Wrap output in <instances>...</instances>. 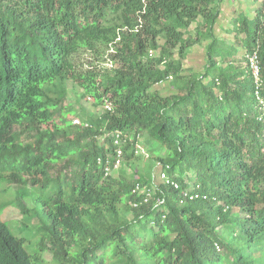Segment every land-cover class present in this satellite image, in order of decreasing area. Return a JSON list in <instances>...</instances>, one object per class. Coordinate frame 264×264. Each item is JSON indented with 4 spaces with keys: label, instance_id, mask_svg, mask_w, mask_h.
<instances>
[{
    "label": "trees",
    "instance_id": "trees-1",
    "mask_svg": "<svg viewBox=\"0 0 264 264\" xmlns=\"http://www.w3.org/2000/svg\"><path fill=\"white\" fill-rule=\"evenodd\" d=\"M235 2L0 0V264H264V0Z\"/></svg>",
    "mask_w": 264,
    "mask_h": 264
},
{
    "label": "rangeland",
    "instance_id": "rangeland-1",
    "mask_svg": "<svg viewBox=\"0 0 264 264\" xmlns=\"http://www.w3.org/2000/svg\"><path fill=\"white\" fill-rule=\"evenodd\" d=\"M251 2H252V0H241V2H235L233 4V7L236 8V10L241 9L246 13V15L251 16V9H252ZM231 12H232V9L229 8V6L227 5V1H225L224 7L221 10V15H220L219 19L217 20V27H216L221 39H223L224 41L226 40L228 43L231 42V37L227 38L224 35L221 36V33L226 32L225 30H222V29H227L229 31H233V22L231 21V16L233 17V15H231ZM232 33L233 32H230V34H232ZM239 55L241 56V52L239 53ZM239 55H238V57H239ZM203 63H204L203 46L194 47L190 51V53L188 54L187 59L184 61L185 67L189 68L193 71H200ZM65 87H66L67 92H66L65 100H63V106L70 104L71 106L74 107L75 110L79 109L80 105L77 104V97H76V95L79 93V91L78 90H75V91L71 90V87L68 84H66ZM169 87H170L169 83H162V84L160 83V84H157L154 86L155 89L163 90L164 94H167V92H169ZM81 106L86 107L88 109L92 108L90 100L81 101ZM94 111H97V113H99L100 110L95 109ZM139 140H140V142H143V137L139 138ZM138 153L143 155V157H141V163L139 165V169H140V172H142L144 174V172H143V169L145 167L144 165L148 164L150 154L148 151H145V150L138 152ZM150 166H152V165L150 164ZM135 168H136V166H135ZM136 170H138V169L136 168ZM106 171L108 173H113L116 170L107 169ZM129 173H131V172L129 171ZM12 189L14 190V187H12ZM26 204L29 208H32V202L29 199H26ZM0 216H1V219L3 221H7V222L12 223L11 226H13L15 230L16 229L18 230L21 228V223H20L21 216H20L16 207H6L1 212ZM9 230L11 231L10 228H9ZM18 235L22 236V233L18 232ZM43 259L46 261H50L52 259L51 254L48 252H45L43 254Z\"/></svg>",
    "mask_w": 264,
    "mask_h": 264
},
{
    "label": "built area",
    "instance_id": "built-area-1",
    "mask_svg": "<svg viewBox=\"0 0 264 264\" xmlns=\"http://www.w3.org/2000/svg\"><path fill=\"white\" fill-rule=\"evenodd\" d=\"M248 62H249V66H250V69H251L252 76L254 78V82H255L256 86L258 87L259 86V67H258V62H257V56L255 54L252 55V56H249L248 57ZM255 96H256V99L259 100V103L261 105V109H262V111L264 113V102L260 100V97L258 96L257 92L255 93ZM75 122L76 121H74V123ZM114 143L117 144L118 141L115 140ZM119 155H120V153L118 152L117 157H116V162H115V165L113 166V169H116V167L119 165V161H118ZM107 169L108 168H106V170ZM160 179H164L165 180L166 177L163 174H161L160 175ZM175 187H177V186L175 185Z\"/></svg>",
    "mask_w": 264,
    "mask_h": 264
}]
</instances>
